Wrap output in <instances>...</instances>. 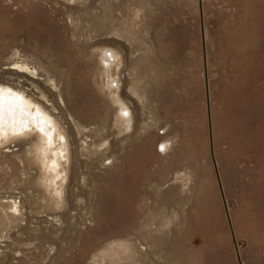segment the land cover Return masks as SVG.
Instances as JSON below:
<instances>
[{
    "label": "rangeland",
    "instance_id": "obj_1",
    "mask_svg": "<svg viewBox=\"0 0 264 264\" xmlns=\"http://www.w3.org/2000/svg\"><path fill=\"white\" fill-rule=\"evenodd\" d=\"M0 88V264H264V0H0Z\"/></svg>",
    "mask_w": 264,
    "mask_h": 264
},
{
    "label": "bare ground",
    "instance_id": "obj_2",
    "mask_svg": "<svg viewBox=\"0 0 264 264\" xmlns=\"http://www.w3.org/2000/svg\"><path fill=\"white\" fill-rule=\"evenodd\" d=\"M32 128L37 129L42 140L47 142V146H41L42 151L46 153L48 146L53 144L56 138L57 127L53 118L42 107L27 99L25 94H20L11 89L0 88V137L13 135ZM49 151L51 150L49 149ZM58 156L55 155L51 159L46 157V159L57 165L60 161Z\"/></svg>",
    "mask_w": 264,
    "mask_h": 264
}]
</instances>
